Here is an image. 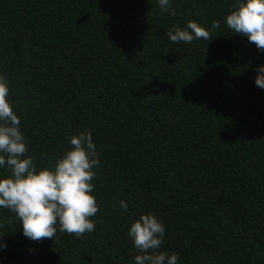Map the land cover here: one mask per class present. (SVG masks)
<instances>
[{
  "label": "trees",
  "instance_id": "obj_1",
  "mask_svg": "<svg viewBox=\"0 0 264 264\" xmlns=\"http://www.w3.org/2000/svg\"><path fill=\"white\" fill-rule=\"evenodd\" d=\"M170 3L175 16L158 0H0V76L22 158L54 170L87 128L100 160L94 230L57 224L37 242L0 208V264H135L130 225L149 213L178 264H264V51L227 27L237 0ZM189 21L214 37L170 41Z\"/></svg>",
  "mask_w": 264,
  "mask_h": 264
},
{
  "label": "clouds",
  "instance_id": "obj_2",
  "mask_svg": "<svg viewBox=\"0 0 264 264\" xmlns=\"http://www.w3.org/2000/svg\"><path fill=\"white\" fill-rule=\"evenodd\" d=\"M161 11L175 16L170 0H158ZM233 33L243 35L258 50L264 51V0H237L233 11L225 17ZM220 21H213L211 28L218 29ZM172 42L191 43L208 41L214 36L195 21H189L182 30L173 27L167 33ZM255 84L264 89V65L255 69ZM9 85L0 76V166L7 164L11 175L0 177V208H7L20 220L23 234L33 241L53 239L59 231L79 237L94 230L91 221L98 206L94 186L90 182L99 165V154L91 132L85 128L71 137V150L59 158L54 170H36L33 159L24 157L27 146L20 131V119L8 100ZM127 210V204L120 202ZM165 228L155 214H142L130 225L129 236L140 252L135 264H178V253L161 251ZM6 245L0 242V249Z\"/></svg>",
  "mask_w": 264,
  "mask_h": 264
}]
</instances>
